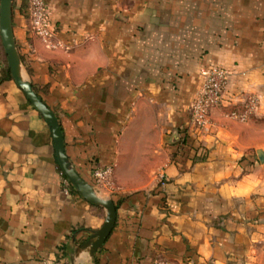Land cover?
<instances>
[{"label": "crops", "instance_id": "crops-1", "mask_svg": "<svg viewBox=\"0 0 264 264\" xmlns=\"http://www.w3.org/2000/svg\"><path fill=\"white\" fill-rule=\"evenodd\" d=\"M48 47L12 0L21 73L57 117L79 175L116 207L90 256L76 247L102 207L70 186L49 125L0 80V264H229L264 238V0H44ZM229 72L209 128L177 151L200 69ZM7 67L0 39V77ZM250 97L246 121L232 116ZM176 153V154H175ZM110 167L106 183L93 171ZM118 202V205L116 203Z\"/></svg>", "mask_w": 264, "mask_h": 264}, {"label": "water", "instance_id": "water-1", "mask_svg": "<svg viewBox=\"0 0 264 264\" xmlns=\"http://www.w3.org/2000/svg\"><path fill=\"white\" fill-rule=\"evenodd\" d=\"M0 39L11 78L50 127L55 158L61 172L71 187L81 197L93 205L102 207L105 211V217L101 226L97 229L90 230L88 238L76 247V253L86 251L90 256H93L101 248L114 227L116 207L111 199L100 197L93 186L85 181L72 166L64 150L63 135L57 117L45 105L32 84L23 78L21 73V59L12 31V0H0ZM256 154L259 162L263 164L264 150L261 148L256 149Z\"/></svg>", "mask_w": 264, "mask_h": 264}, {"label": "built area", "instance_id": "built-area-1", "mask_svg": "<svg viewBox=\"0 0 264 264\" xmlns=\"http://www.w3.org/2000/svg\"><path fill=\"white\" fill-rule=\"evenodd\" d=\"M24 13L28 19L29 31L42 39L48 47H53L55 29L48 19L44 0H23ZM201 85L197 96L189 105V122L186 127L191 137L198 138L210 126V115L213 107L219 105L224 99V91L228 84L229 72L219 66H207L200 69ZM258 98L250 97L242 110L232 111L230 116L246 121L258 107ZM111 174L110 167L97 168L93 176L98 182L106 183ZM65 188L70 186L64 177Z\"/></svg>", "mask_w": 264, "mask_h": 264}, {"label": "trees", "instance_id": "trees-1", "mask_svg": "<svg viewBox=\"0 0 264 264\" xmlns=\"http://www.w3.org/2000/svg\"><path fill=\"white\" fill-rule=\"evenodd\" d=\"M6 78L7 79L11 78L10 70H9L8 66L4 69L3 75L0 77V80L6 79ZM190 139H191L190 133L187 131L186 128H183V129L177 131V136L174 139L173 144L176 146L177 151L179 149L183 150V149H185L188 146H190L191 148H193L195 150L194 156H193V160H202V159H204L205 158V155H206L205 148L202 147L201 145H192L189 142ZM62 175L64 176L63 173H62ZM70 187H71V185H70ZM116 205H118V202L116 203Z\"/></svg>", "mask_w": 264, "mask_h": 264}, {"label": "rangeland", "instance_id": "rangeland-1", "mask_svg": "<svg viewBox=\"0 0 264 264\" xmlns=\"http://www.w3.org/2000/svg\"><path fill=\"white\" fill-rule=\"evenodd\" d=\"M261 149L264 150V147ZM229 264H264V238H257L250 244L249 251L245 255L231 260Z\"/></svg>", "mask_w": 264, "mask_h": 264}]
</instances>
